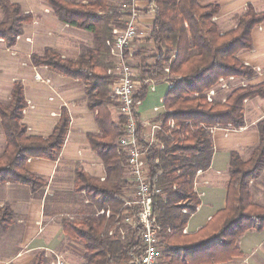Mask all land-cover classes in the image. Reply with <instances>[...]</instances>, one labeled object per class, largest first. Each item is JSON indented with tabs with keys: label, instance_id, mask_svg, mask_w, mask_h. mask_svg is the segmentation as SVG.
I'll return each mask as SVG.
<instances>
[{
	"label": "trees",
	"instance_id": "16d2710c",
	"mask_svg": "<svg viewBox=\"0 0 264 264\" xmlns=\"http://www.w3.org/2000/svg\"><path fill=\"white\" fill-rule=\"evenodd\" d=\"M53 13L64 23L94 34L95 46L77 60L62 57L47 47L33 54L32 62L81 79L86 85L89 109L96 111L100 133L88 136L91 147L102 158L107 176L103 182L80 172L77 191H85L90 201L79 217L64 216L66 236L79 240L84 247V264H132L135 254L143 251L142 227L123 220L137 213V206L126 205L124 189L135 183L127 178L126 155L117 144L124 128V118L115 120L111 97L115 76L109 70L116 66L108 40L113 37V23L119 11L112 0H46ZM203 0H155V20L150 34L156 55L154 63L140 58L141 86L136 95L145 99L148 83L145 75H168L170 87L164 98L162 124L151 144L140 138L147 152L146 173L153 186L161 189L154 195L153 210L161 226L163 257L161 264H212L242 255L240 237L248 230L264 228V205L255 203L250 183L264 170V120L258 124L260 141L245 160L237 151L231 153L230 180L226 205L210 222L195 233H186L187 222L200 205L195 190L196 174L210 167L213 155L211 129L216 126L240 128L245 124L244 102L264 96V83L238 86L225 99L209 101L207 92L220 78L252 77L255 70L243 63L237 54L253 46L252 31L264 21V12L249 9L239 17L236 28L223 32L214 17L218 4ZM4 19L0 20V39L9 46L23 33V25L32 22L20 4L0 0ZM169 68V71L165 69ZM27 101L20 80L14 82L9 104L0 102L1 131L6 143L0 153V185L16 183L42 196L47 179L27 168L30 158L57 159L70 124L66 108L49 137L31 135L22 122ZM141 133V127H139ZM110 210L108 216L106 211ZM16 222L11 203L0 208V232ZM112 232V233H111ZM125 232V233H123ZM32 264H51L39 252Z\"/></svg>",
	"mask_w": 264,
	"mask_h": 264
},
{
	"label": "crops",
	"instance_id": "0c3cea01",
	"mask_svg": "<svg viewBox=\"0 0 264 264\" xmlns=\"http://www.w3.org/2000/svg\"><path fill=\"white\" fill-rule=\"evenodd\" d=\"M21 5L25 13L33 15L32 22L23 25V33L16 43L9 46L0 39V102L9 104L12 98L14 82L20 80L24 87L27 107L22 122L28 133L49 137L60 121L62 111L67 109L70 124L62 150L57 159L42 157L30 158L27 163L29 171L47 179L42 196L36 197L31 188L16 183L0 185L3 198L0 208L9 202L16 215L15 224H23L21 242L9 247V254L4 253L0 232V264H32L39 252H44L52 264L57 256H63L68 264H84V247L79 240L71 239L64 233L62 221L68 210L79 217L88 207L82 208V202L90 201L85 191H77L80 172L103 182L107 171L102 158L91 147L87 135L100 133L96 120V111L89 109L86 99V85L81 79L73 78L54 71L47 66H37L32 62V55L41 54L51 47L62 57L77 60L88 49L94 48V34L88 30L62 22L52 11L46 0H10ZM80 1V0H78ZM115 3V0H112ZM152 0H139L141 8V35L126 50V60L139 75L138 91L141 86L142 72L137 65L140 58L137 53L146 56L147 63H154L155 44L150 34L155 20V10L148 12ZM202 4H218L219 13L214 20L223 32L236 28L238 19L249 7L257 12H264V0H203ZM0 18H4L0 13ZM253 46L250 50L238 52V58L255 70L252 77L228 78L229 88L223 89L220 83L214 87V99H225V95L238 86L264 83V21L252 31ZM114 59V58H113ZM115 60V59H114ZM116 61V60H115ZM116 64V62H115ZM148 83V94L139 107L140 138L149 144L156 142V133L162 124L158 118L164 111V98L170 87L168 75L151 77L145 75ZM115 120L120 117L117 105L111 107ZM245 124L240 128L216 126L211 131L213 141L212 162L208 169L200 170L195 178V190L200 198V205L190 216L185 226L186 233H195L205 227L211 218L226 205L228 183L230 180L231 153L237 151L245 160L249 159L252 150L259 144L258 124L264 120V96L247 98L244 102ZM156 126V127H155ZM230 129L229 131H227ZM6 138L1 131L0 147L3 150ZM1 150V153H2ZM147 159V158H146ZM126 175L133 181L127 167ZM27 189H25L26 187ZM132 187L125 188L124 199ZM21 192L22 198H17ZM26 191V192H23ZM252 200L264 205V170L260 177L250 183ZM64 196V198H63ZM72 197V201L67 198ZM85 196V197H84ZM131 197L125 201L130 202ZM80 200V202L77 201ZM132 199V198H131ZM129 200V201H128ZM133 201V200H132ZM62 206L67 208L63 212ZM82 208V209H81ZM67 215H65V214ZM74 215V216H75ZM70 216V217H74ZM161 248V259L163 248ZM240 256L231 260L212 264H264V228L248 230L239 240Z\"/></svg>",
	"mask_w": 264,
	"mask_h": 264
},
{
	"label": "built area",
	"instance_id": "2783aa9c",
	"mask_svg": "<svg viewBox=\"0 0 264 264\" xmlns=\"http://www.w3.org/2000/svg\"><path fill=\"white\" fill-rule=\"evenodd\" d=\"M119 17L113 23V37L108 40L112 57L116 60V66L109 70L115 76L111 86V97L117 101L119 114L124 118L122 134L117 139L122 152L126 155L127 167L135 183L136 199L127 202L126 205L137 206L136 214H129L123 221L133 227L141 226L143 251L135 254L132 264H159L161 258V226L158 224L153 210L154 195L161 193V189L153 186L146 173L147 152L140 142V116L139 107L142 99L137 98L138 73L126 60V50L141 35V8L139 0H115ZM156 8L155 0H152L148 12ZM169 71V68L165 69ZM233 79V75L228 77ZM228 78H220L223 89L229 88ZM215 88L207 92L209 101L214 99ZM156 127V126H155ZM215 128V127H213ZM212 128V129H213ZM227 128H233L231 125ZM211 129V130H212ZM228 129L227 131H229ZM109 216L110 210L106 211ZM112 233V232H111ZM52 264H68L63 256H57Z\"/></svg>",
	"mask_w": 264,
	"mask_h": 264
},
{
	"label": "rangeland",
	"instance_id": "374dc122",
	"mask_svg": "<svg viewBox=\"0 0 264 264\" xmlns=\"http://www.w3.org/2000/svg\"><path fill=\"white\" fill-rule=\"evenodd\" d=\"M0 13H1V15L4 17V14H3V12H2V10H1V8H0ZM4 18H0V20H3ZM1 147H0V153H1ZM24 187H26V186H24ZM28 187H26L25 189H27ZM135 188H134V190H129L128 191V194L129 195H127L126 196V198L128 197H131L129 200L130 201H134L135 199H136V192H135ZM23 192H26V191H24L23 190ZM17 193H19V195L17 196V198H23L24 197V195L23 194H21V192H19V190L17 191ZM3 196H5L4 194H3V191H0V198H3ZM85 197V196H84ZM63 198H64V196H63ZM125 198V199H126ZM69 201H72V197L70 196V197H68L67 198ZM84 200H85V198H84ZM84 200H83V202H82V208L85 206V205H87L85 202H84ZM128 200V201H129ZM77 201L78 202H80V200L79 199H77ZM81 208V209H82ZM62 209H63V212H66V210H67V208L65 207V206H62ZM82 211V213H84V208H83V210H81ZM65 214V213H64ZM65 215H67V214H65ZM68 215L69 216H74L72 213H71V211L70 210H68ZM76 216V215H75ZM79 216H81V214L79 215ZM123 222H125V221H123ZM125 224H126V222H125ZM23 226H25V225H23V224H19V223H17V224H15V226H13V228L10 230V231H8V233L7 232H4V233H2V243H5V245L6 246H4L5 248H4V253L6 254H9V251H10V248L9 247H11V246H13L14 244H19L20 242H21V236H23V234L22 233H25V231H23ZM123 233H125V232H123ZM10 252H14V251H10ZM17 264H23V263H17Z\"/></svg>",
	"mask_w": 264,
	"mask_h": 264
}]
</instances>
